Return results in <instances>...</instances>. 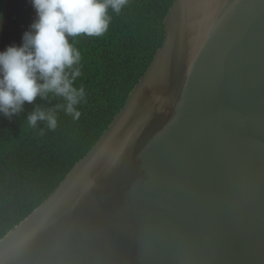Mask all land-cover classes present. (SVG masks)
Here are the masks:
<instances>
[{
    "label": "water",
    "instance_id": "water-1",
    "mask_svg": "<svg viewBox=\"0 0 264 264\" xmlns=\"http://www.w3.org/2000/svg\"><path fill=\"white\" fill-rule=\"evenodd\" d=\"M3 0L0 50L35 19ZM120 111L0 239V264H264V0H173Z\"/></svg>",
    "mask_w": 264,
    "mask_h": 264
},
{
    "label": "trees",
    "instance_id": "trees-1",
    "mask_svg": "<svg viewBox=\"0 0 264 264\" xmlns=\"http://www.w3.org/2000/svg\"><path fill=\"white\" fill-rule=\"evenodd\" d=\"M172 2L124 0L118 12L108 9L102 35L75 39L81 54L75 87L84 89L78 116L66 113L63 98L52 94L25 103L18 114H0V239L52 194L123 107L164 41ZM38 109L55 114V127L29 124Z\"/></svg>",
    "mask_w": 264,
    "mask_h": 264
},
{
    "label": "clouds",
    "instance_id": "clouds-1",
    "mask_svg": "<svg viewBox=\"0 0 264 264\" xmlns=\"http://www.w3.org/2000/svg\"><path fill=\"white\" fill-rule=\"evenodd\" d=\"M35 19L21 38L0 50V114L12 116L39 96L62 97L66 113L79 115L75 106L84 97L75 87L81 61L77 37L99 36L108 27V9L119 11L124 0H29ZM3 17L0 16V24ZM59 108L60 105H57ZM46 121L55 127L53 112L36 110L30 125Z\"/></svg>",
    "mask_w": 264,
    "mask_h": 264
}]
</instances>
